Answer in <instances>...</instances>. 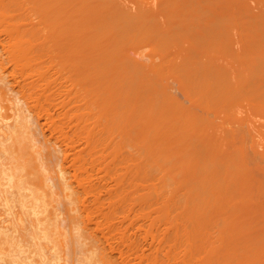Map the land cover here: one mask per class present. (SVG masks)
Masks as SVG:
<instances>
[{
	"label": "bare ground",
	"instance_id": "1",
	"mask_svg": "<svg viewBox=\"0 0 264 264\" xmlns=\"http://www.w3.org/2000/svg\"><path fill=\"white\" fill-rule=\"evenodd\" d=\"M0 264H264V0H0Z\"/></svg>",
	"mask_w": 264,
	"mask_h": 264
},
{
	"label": "rangeland",
	"instance_id": "2",
	"mask_svg": "<svg viewBox=\"0 0 264 264\" xmlns=\"http://www.w3.org/2000/svg\"><path fill=\"white\" fill-rule=\"evenodd\" d=\"M47 133V132H46ZM115 253V252H114ZM117 256V253L115 254V257ZM118 257H116V259H117Z\"/></svg>",
	"mask_w": 264,
	"mask_h": 264
}]
</instances>
